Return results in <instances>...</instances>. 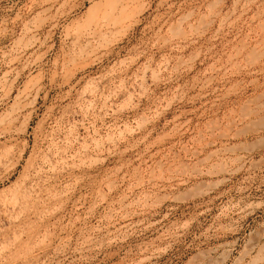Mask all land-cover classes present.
Instances as JSON below:
<instances>
[{
  "label": "rangeland",
  "instance_id": "374dc122",
  "mask_svg": "<svg viewBox=\"0 0 264 264\" xmlns=\"http://www.w3.org/2000/svg\"><path fill=\"white\" fill-rule=\"evenodd\" d=\"M0 264H264V0H0Z\"/></svg>",
  "mask_w": 264,
  "mask_h": 264
}]
</instances>
